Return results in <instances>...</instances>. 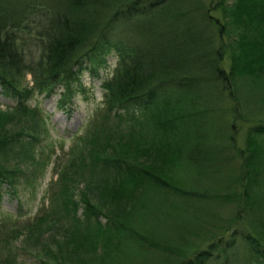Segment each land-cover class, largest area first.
<instances>
[{"label":"trees","instance_id":"trees-1","mask_svg":"<svg viewBox=\"0 0 264 264\" xmlns=\"http://www.w3.org/2000/svg\"><path fill=\"white\" fill-rule=\"evenodd\" d=\"M217 6V2L207 0H0V93L16 100L6 108L38 120V132H47L45 119L41 108L31 106L29 100L38 95L49 97L61 84L62 106L72 95V85L86 64L94 71L105 62L104 55L113 51L117 61L112 74L101 83L104 111L100 119L114 117L127 123L129 130L119 139L134 142L138 132L134 124L145 118L151 121L154 116L155 131L166 133L173 145L165 140L169 149L165 159L158 153L159 157H151V162L177 163L180 147L190 141L186 158L191 173L186 175L193 179L192 190H185L184 182L173 181L152 166L138 165L120 155L121 158H94V144H89L87 154L93 157L90 161H85L81 152L59 161L60 168H55L57 177L45 192L49 196L46 210L43 208L32 222L25 220L24 230L34 228L37 222L59 210L66 218L71 217L72 228L84 233L105 232L102 242H90L103 247L102 256L96 255L99 263L113 250L133 248L132 242L152 248L154 244L146 243L147 238L136 230L132 218L114 221L105 215L102 223L99 218L103 213L92 208L86 198L85 210L79 215L76 202H69L70 188L85 173L90 177L85 185L88 192L81 191V195L102 201L103 190L94 193L103 188L93 174L116 171L124 173L126 180L136 186L146 182L178 196H207L215 208L222 204L234 206L226 218L214 214L218 223L225 220L226 224L219 225L217 231L208 230L209 235L195 246L183 243L184 233L198 235L204 226L175 225L176 236L182 234L179 240H167L166 245L154 241L166 259L161 264H264V225L262 228L255 223L247 211L257 198L255 189L261 182L264 150L258 140L264 139V118L254 117L245 149L234 144L236 151L221 147L224 137L232 139V133L224 134L225 126L237 129L240 117L231 78L236 74L251 76L262 69L264 58L256 61L252 45H264V0L235 1V11L231 12L240 31L224 48H230L227 72L223 67L224 51L219 50L226 42L222 34L224 22L214 14ZM247 54L253 56L249 58ZM227 99L234 100L231 109L225 108ZM226 114L231 121L221 120ZM23 135L30 140L39 137V133L29 132L0 135V149L17 151L20 144V153L33 152L34 146L30 140H23ZM232 160L236 162L234 176L223 184L225 180L220 176ZM18 172L5 171L0 164V184L5 183L13 194L23 178ZM207 181L216 187L207 189ZM23 182L28 184L24 179ZM129 238L131 242L125 240ZM5 243L8 241L4 245L10 246Z\"/></svg>","mask_w":264,"mask_h":264},{"label":"rangeland","instance_id":"rangeland-1","mask_svg":"<svg viewBox=\"0 0 264 264\" xmlns=\"http://www.w3.org/2000/svg\"><path fill=\"white\" fill-rule=\"evenodd\" d=\"M207 1L208 3L217 2L218 6L215 8L214 14L224 22L222 34L226 45L219 48L223 52L224 48L232 40H235L237 32L240 31L234 14L231 12L235 11L236 0ZM252 46L255 48L256 61L260 57L264 58V45ZM247 56L250 58L253 55L247 54ZM229 57L230 48H227L222 55L224 58L223 67L226 72L230 69L231 60ZM116 58L115 52H109L104 55L105 62L96 67L94 71L86 64V68L81 71L78 80L72 85V95L65 103H61L62 106H60L59 100L64 85L61 84L57 85L55 92L49 97L38 95L29 100L31 106L38 105L41 108L47 128L46 133L38 132L39 123L33 116L6 108L13 105L16 100L0 93V135H10L16 132L39 133L37 140H30L27 135H23V140H30L34 146L31 153L26 155L20 153L23 150V145L20 144L16 146L17 151L11 148H6L4 151L0 149V164L3 170H20L18 174L23 176L19 180L20 184H17L16 194H13L5 183L0 184V264H41V261L51 264H161L166 259H163L165 257L163 250L157 248L154 241L166 245L167 240H179L182 234L176 236L175 225L187 228L204 226L198 231V235L185 231L186 238L183 243L187 242L192 247L209 235L208 230L210 232L217 231L219 225L226 224L225 220L218 223L214 214L226 218L228 211L234 210V206L224 204L220 208L216 207V210L211 200L206 198L207 196L200 199L184 195L178 196L169 191L156 189L146 182L136 186L126 180L124 173L116 171H110L103 175L93 174L94 179L103 188L94 190L95 194L103 190V200L97 202L96 199L91 200L81 195V191L88 192L85 185L89 182L90 177H86L88 173H85L81 181L72 185L69 192L71 198L69 202H76L77 214L79 215L85 210L83 199L86 198L92 208L103 213V216L99 218L102 223L105 222V215L114 221H118L119 218H125V220L132 218L138 227H135L136 230L142 237L147 238L146 243L154 244L152 248L145 247L139 242H132L133 248L128 246L113 250L105 257L103 263H99L96 260V255L102 256L103 247L101 249L90 245V242H102L105 232L89 231L84 233V231L72 228L70 227L71 217L66 218L59 210H55L50 216L42 219L46 220L37 222L34 228L24 230L23 222L25 220L26 223L32 222L37 215L42 213L43 208L46 210L49 196L45 195V192L51 180L57 177V170L60 168L59 161L65 157L74 156L77 152L85 155V161H90L93 157L121 158L120 156H122L138 165L152 166L156 172L163 173L173 181L184 182L182 188L185 190L194 188L190 185L193 182L191 175H186L187 172H190L186 158V150L190 146V141L180 147L182 152L177 157V163H166L165 160L151 162V157H159L158 153L164 158L169 150L166 141L173 145V140L167 138L166 133L160 130L155 131L154 116L151 121L150 118H145L134 124V130L138 131L134 142H125L119 139L122 133L125 134L129 130L127 123L118 122L114 117L100 119L101 113L104 111V92L101 83L103 78L112 74L116 66ZM260 65L261 71L251 74L252 77L236 74L231 78L233 94L238 99L240 117L236 122L237 129L230 130L227 125L225 126L224 134L232 133V139L228 141L224 137L221 147L236 151L232 147L234 144L237 148L245 149L249 127L252 125V121L256 120L254 117L262 116L264 118V61ZM29 78L30 76L27 77V80ZM225 101V108L231 109L234 100L227 99ZM161 109L157 110L155 114ZM221 120L231 121L232 118L226 114V117ZM80 137H85L87 140H81ZM258 141L263 151L264 139L261 138ZM89 144H94L93 157L87 154L91 149ZM71 149L72 151L69 152ZM39 162L41 164H38ZM235 165L236 162L232 160L222 172L220 178L225 180L222 181L223 184L234 176ZM23 179L28 184L24 183ZM259 181H261L260 186L255 189L257 198L252 200L247 211L251 214L254 222L263 228V161L260 166ZM78 182L80 183L77 190ZM205 186L207 189L216 187L212 181H207ZM90 196L95 198L93 194ZM128 197H130L129 201H127ZM176 221L177 223L174 224ZM213 223L217 225H211ZM262 230L264 231V228ZM84 236L85 238H83ZM73 238L75 241H72ZM125 240L130 241V238ZM5 241H8L5 244L10 246L6 247ZM92 255H95L94 260L91 258ZM238 255L240 256V254Z\"/></svg>","mask_w":264,"mask_h":264}]
</instances>
